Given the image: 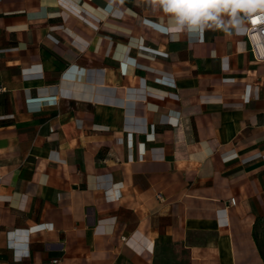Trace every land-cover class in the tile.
Returning <instances> with one entry per match:
<instances>
[{"label": "crops", "instance_id": "obj_1", "mask_svg": "<svg viewBox=\"0 0 264 264\" xmlns=\"http://www.w3.org/2000/svg\"><path fill=\"white\" fill-rule=\"evenodd\" d=\"M166 20L0 0V264H264V61Z\"/></svg>", "mask_w": 264, "mask_h": 264}, {"label": "clouds", "instance_id": "obj_2", "mask_svg": "<svg viewBox=\"0 0 264 264\" xmlns=\"http://www.w3.org/2000/svg\"><path fill=\"white\" fill-rule=\"evenodd\" d=\"M151 6L167 18L154 25L158 31L178 37L182 33L202 34L206 29H235L243 32L244 23L253 14H264L259 0H149Z\"/></svg>", "mask_w": 264, "mask_h": 264}, {"label": "built area", "instance_id": "obj_3", "mask_svg": "<svg viewBox=\"0 0 264 264\" xmlns=\"http://www.w3.org/2000/svg\"><path fill=\"white\" fill-rule=\"evenodd\" d=\"M254 21H256L254 23ZM247 22L246 37L249 42L250 52L256 61H264V14H253ZM235 199L231 200V204Z\"/></svg>", "mask_w": 264, "mask_h": 264}, {"label": "trees", "instance_id": "obj_4", "mask_svg": "<svg viewBox=\"0 0 264 264\" xmlns=\"http://www.w3.org/2000/svg\"><path fill=\"white\" fill-rule=\"evenodd\" d=\"M255 236H256V238L258 237V236H257V232H255ZM263 258H264V253H263Z\"/></svg>", "mask_w": 264, "mask_h": 264}, {"label": "snow or ice", "instance_id": "obj_5", "mask_svg": "<svg viewBox=\"0 0 264 264\" xmlns=\"http://www.w3.org/2000/svg\"><path fill=\"white\" fill-rule=\"evenodd\" d=\"M259 2H264V0H259ZM256 21H254V23H255Z\"/></svg>", "mask_w": 264, "mask_h": 264}]
</instances>
